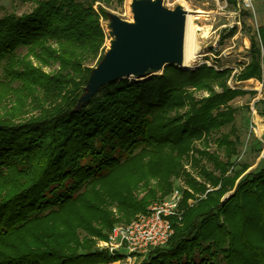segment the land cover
I'll list each match as a JSON object with an SVG mask.
<instances>
[{
    "label": "trees",
    "instance_id": "16d2710c",
    "mask_svg": "<svg viewBox=\"0 0 264 264\" xmlns=\"http://www.w3.org/2000/svg\"><path fill=\"white\" fill-rule=\"evenodd\" d=\"M32 1L31 11L0 17L5 74L20 81L24 96L46 97L37 115L19 119V102L0 116V264L108 262L116 255L97 250L96 238L146 211L177 178L198 189L185 159L197 140L233 125L237 108L230 102L247 91L229 78L264 77V25L261 44L250 34L251 59L234 74L207 63L166 64L142 80L108 82L76 107L104 56L100 14L108 19V12L97 11L93 0ZM22 49L26 57L17 53ZM28 56L55 60L59 69L48 73ZM198 87L210 93L196 98L191 88ZM56 96L61 102H45ZM233 165L220 164L213 187L184 201L168 242L150 248L139 264H264V165L245 174L248 165L230 171Z\"/></svg>",
    "mask_w": 264,
    "mask_h": 264
},
{
    "label": "rangeland",
    "instance_id": "374dc122",
    "mask_svg": "<svg viewBox=\"0 0 264 264\" xmlns=\"http://www.w3.org/2000/svg\"><path fill=\"white\" fill-rule=\"evenodd\" d=\"M131 2L132 0H93L94 8L97 11H99V7H102L107 12L116 13L127 20H133ZM236 2L237 4L234 5L230 0H163L164 5L167 7L174 9L181 5L187 12L192 14L193 24L196 27L198 56L193 66L187 68H195L202 63H207L217 69L230 67L233 69L232 74H234L243 64L250 61V34L255 33L261 44L258 30L259 27L264 25V0H250L249 6L246 5L244 0H236ZM34 6L35 3L32 0H0V17L6 13L20 15L31 11ZM109 23V18L105 19L100 14L101 27L108 35L105 41V52L109 48L110 43ZM233 27L237 28L235 33L228 36ZM17 53L20 57H26L27 50L22 49ZM27 58L48 73H54L59 69V62L55 60L43 64L32 56ZM95 62L96 59L87 61L89 65ZM3 68L0 62V116L4 115L12 106L19 102L24 105L16 112L19 119L37 115L41 109L40 102L42 103L46 97L38 91L32 96L27 94L24 96L25 92L21 91L20 81L11 82ZM125 78L128 77L121 79ZM259 81L260 79L255 82H235L232 80V76L227 81V84L233 87L238 86L247 92L235 97L230 102L233 107L237 108L233 125L216 129L206 134L202 139L197 140L195 151H192L186 157L185 168L190 173L198 189L195 190L182 177L174 180L172 191L175 188H179L182 191V204H180L182 212L185 205L184 201L193 203L201 194V190L213 187L211 179L213 176L220 174V169H222L220 164L222 165L226 161L234 163L230 167V171L233 168L238 169L242 165H248L249 168L244 174L247 171H256L264 165V99H256ZM213 89L220 91L222 88L218 84H214ZM191 91L196 98L207 96L210 93V90L205 87L191 88ZM61 99V96H56L55 99H48L45 102L49 103L50 100L61 102ZM253 104L257 109L255 115H253L251 110ZM251 125H254V127ZM227 136L231 143L225 141ZM184 190L192 191L195 199H185ZM171 192L151 201L149 206L166 199ZM143 194L144 190H140L139 196H143ZM112 210L117 213L115 207ZM128 223L118 221L115 225ZM107 239L108 237L96 238L95 248L99 251L107 252L102 247ZM124 251L122 254L121 252H115L116 256L114 254L113 256L116 258L111 261H100L93 264H139L147 253L129 252L126 249Z\"/></svg>",
    "mask_w": 264,
    "mask_h": 264
},
{
    "label": "water",
    "instance_id": "95a60500",
    "mask_svg": "<svg viewBox=\"0 0 264 264\" xmlns=\"http://www.w3.org/2000/svg\"><path fill=\"white\" fill-rule=\"evenodd\" d=\"M131 8L133 20L108 12L109 48L91 69L76 107L113 80L124 77L142 80L171 63L183 67L187 10L181 5L174 9L167 7L163 0H132Z\"/></svg>",
    "mask_w": 264,
    "mask_h": 264
},
{
    "label": "built area",
    "instance_id": "2783aa9c",
    "mask_svg": "<svg viewBox=\"0 0 264 264\" xmlns=\"http://www.w3.org/2000/svg\"><path fill=\"white\" fill-rule=\"evenodd\" d=\"M244 1L250 5V0ZM257 88L256 99H264V77L260 79ZM251 110L253 115L257 113L254 104ZM181 199L182 191L175 188L166 199L150 205L128 224L114 225L102 247L110 254H122L125 249L129 252H147L155 246L165 245L174 231L173 218L181 217Z\"/></svg>",
    "mask_w": 264,
    "mask_h": 264
},
{
    "label": "bare ground",
    "instance_id": "6f19581e",
    "mask_svg": "<svg viewBox=\"0 0 264 264\" xmlns=\"http://www.w3.org/2000/svg\"><path fill=\"white\" fill-rule=\"evenodd\" d=\"M198 56V48L196 45V27L193 24L192 14L187 12V26L185 36V49L183 67H191L195 63ZM135 79L134 77H132Z\"/></svg>",
    "mask_w": 264,
    "mask_h": 264
},
{
    "label": "crops",
    "instance_id": "0c3cea01",
    "mask_svg": "<svg viewBox=\"0 0 264 264\" xmlns=\"http://www.w3.org/2000/svg\"><path fill=\"white\" fill-rule=\"evenodd\" d=\"M255 82V81H258V79H256V78H251V79H248V80H245V81H242V83H244V82ZM240 82V81H239Z\"/></svg>",
    "mask_w": 264,
    "mask_h": 264
}]
</instances>
